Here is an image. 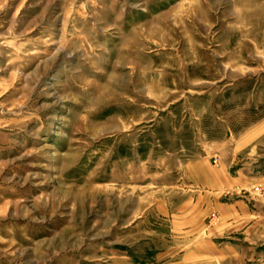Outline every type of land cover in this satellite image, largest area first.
I'll use <instances>...</instances> for the list:
<instances>
[{"label":"rangeland","instance_id":"obj_1","mask_svg":"<svg viewBox=\"0 0 264 264\" xmlns=\"http://www.w3.org/2000/svg\"><path fill=\"white\" fill-rule=\"evenodd\" d=\"M262 165L264 0H0V264H264Z\"/></svg>","mask_w":264,"mask_h":264},{"label":"crops","instance_id":"obj_2","mask_svg":"<svg viewBox=\"0 0 264 264\" xmlns=\"http://www.w3.org/2000/svg\"><path fill=\"white\" fill-rule=\"evenodd\" d=\"M227 162V161H226ZM191 165H187L186 167H194L199 170L201 172V174L197 173L195 171V169L193 170V173L190 172L191 174L189 176H185L184 179H186V181L188 182H192L194 183L196 186L198 187V189L201 190V192H206V193H210V194H216L219 192H222L225 189L228 188H232V186H236V184L238 182L244 181V182H250L249 178H245V180L242 177V173L241 172H236V174L234 176H232V174L229 173L228 168L226 166V164H221L220 166H212L210 161L206 158H199L197 160H195L194 162L190 163ZM264 166V165H262ZM254 173L256 174H260L262 173V176L257 177L256 179H253V181L257 182V181H261L264 182V169L259 168V170H255ZM188 177V178H186ZM242 179V180H241ZM244 182H242L244 184ZM205 196H201L197 195L196 199H199L200 201L197 203L196 207L198 208L199 203L202 201V199ZM195 198H193L192 200L188 201V204H192L194 203ZM227 205V207H225ZM226 205L222 204V207L229 209H232L233 212L230 214L232 216V219H236V218H244L245 216H248V211L254 207L255 205H252V201H250L249 199L247 200H238V201H234L232 203H226ZM264 207V206H263ZM242 210V211H241ZM261 215L264 217V209H262L261 211ZM221 214V212H220ZM250 216V215H249ZM177 229H181L183 228L182 226L179 227V225H177L176 222H174Z\"/></svg>","mask_w":264,"mask_h":264}]
</instances>
